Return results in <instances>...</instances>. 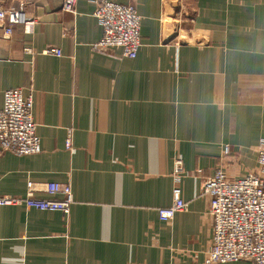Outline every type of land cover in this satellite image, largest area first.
I'll return each instance as SVG.
<instances>
[{"label":"crops","instance_id":"0c3cea01","mask_svg":"<svg viewBox=\"0 0 264 264\" xmlns=\"http://www.w3.org/2000/svg\"><path fill=\"white\" fill-rule=\"evenodd\" d=\"M63 1L0 0L28 18L11 36L0 23V110L7 90L32 94L42 147L0 153V195L33 181L69 184L75 200L69 218L0 207V264H206L202 181L220 165L255 172L264 149V0H108L142 18L135 59L94 51L99 0L75 13ZM51 47L62 57L41 55ZM175 187L188 209L162 222Z\"/></svg>","mask_w":264,"mask_h":264},{"label":"built area","instance_id":"2783aa9c","mask_svg":"<svg viewBox=\"0 0 264 264\" xmlns=\"http://www.w3.org/2000/svg\"><path fill=\"white\" fill-rule=\"evenodd\" d=\"M62 10L75 13L76 0H64ZM94 16L103 30L101 40L93 46L94 51L107 54L121 50L122 57L135 59L142 47L141 21L136 6L122 5L108 0H99ZM0 23L5 33L11 36L13 28L28 23L22 10L5 9L0 2ZM32 50L26 49V52ZM41 55L62 57L59 48H46ZM33 117L32 94L25 95L23 89L7 90L4 105L0 110V153L9 152L17 156L41 153V138L37 135ZM66 148H71L68 140ZM230 154L229 146L223 151ZM257 170L239 179H231L222 165L214 175L202 181L201 195L208 199V214L213 225L212 245L205 256L206 264L250 262L264 264V149L258 152ZM182 160L174 163L173 175L183 174ZM49 195V198L38 197ZM56 196H59L57 198ZM72 187L61 183H27L23 198L0 195V207H24L42 212H60L69 218L74 204ZM188 204L183 200L181 190H173V203L158 210L160 221L171 223L178 213L186 212Z\"/></svg>","mask_w":264,"mask_h":264},{"label":"rangeland","instance_id":"374dc122","mask_svg":"<svg viewBox=\"0 0 264 264\" xmlns=\"http://www.w3.org/2000/svg\"><path fill=\"white\" fill-rule=\"evenodd\" d=\"M241 263H247V262H243V261H242ZM248 264H251V263H250V262H248Z\"/></svg>","mask_w":264,"mask_h":264}]
</instances>
